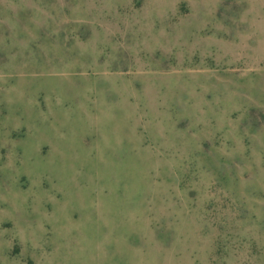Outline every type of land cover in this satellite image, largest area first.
Segmentation results:
<instances>
[{"label":"rangeland","instance_id":"rangeland-1","mask_svg":"<svg viewBox=\"0 0 264 264\" xmlns=\"http://www.w3.org/2000/svg\"><path fill=\"white\" fill-rule=\"evenodd\" d=\"M0 264H264V0H0Z\"/></svg>","mask_w":264,"mask_h":264}]
</instances>
